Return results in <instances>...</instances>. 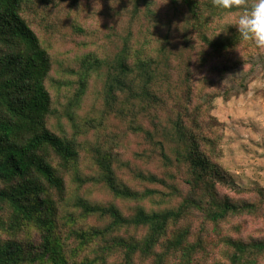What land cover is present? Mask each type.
I'll use <instances>...</instances> for the list:
<instances>
[{
	"label": "trees",
	"instance_id": "16d2710c",
	"mask_svg": "<svg viewBox=\"0 0 264 264\" xmlns=\"http://www.w3.org/2000/svg\"><path fill=\"white\" fill-rule=\"evenodd\" d=\"M238 12L0 0V264H264V192L216 182L208 111L264 48L221 31Z\"/></svg>",
	"mask_w": 264,
	"mask_h": 264
},
{
	"label": "rangeland",
	"instance_id": "374dc122",
	"mask_svg": "<svg viewBox=\"0 0 264 264\" xmlns=\"http://www.w3.org/2000/svg\"><path fill=\"white\" fill-rule=\"evenodd\" d=\"M54 32L57 34L52 37H58L62 45L61 34ZM137 47L132 45L126 62L137 58ZM155 47L152 43L147 53H154ZM129 77L138 81L133 72ZM221 78L232 91L227 98L214 95L208 108L224 131L216 159L222 174L216 176V182L228 190L249 188L264 192V48L252 55L247 66L229 69Z\"/></svg>",
	"mask_w": 264,
	"mask_h": 264
},
{
	"label": "clouds",
	"instance_id": "9594fccd",
	"mask_svg": "<svg viewBox=\"0 0 264 264\" xmlns=\"http://www.w3.org/2000/svg\"><path fill=\"white\" fill-rule=\"evenodd\" d=\"M213 3L220 9H239L237 15L225 19L221 31L226 32L229 25H234L243 41H252L258 47H264V0H213Z\"/></svg>",
	"mask_w": 264,
	"mask_h": 264
}]
</instances>
